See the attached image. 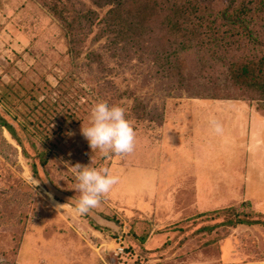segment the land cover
Here are the masks:
<instances>
[{
  "label": "rangeland",
  "instance_id": "obj_1",
  "mask_svg": "<svg viewBox=\"0 0 264 264\" xmlns=\"http://www.w3.org/2000/svg\"><path fill=\"white\" fill-rule=\"evenodd\" d=\"M101 1L0 0V118L16 139L0 125V264H264V124L249 117L264 103L191 96L263 56L264 14L231 27L215 0L197 28L163 0L114 16ZM101 101L125 109L133 152L89 147ZM177 117L191 126L160 127ZM77 163L119 177L85 215Z\"/></svg>",
  "mask_w": 264,
  "mask_h": 264
},
{
  "label": "trees",
  "instance_id": "obj_2",
  "mask_svg": "<svg viewBox=\"0 0 264 264\" xmlns=\"http://www.w3.org/2000/svg\"><path fill=\"white\" fill-rule=\"evenodd\" d=\"M127 1L128 0H102L101 2L104 4L100 7H109V12L114 16L119 13L118 10ZM214 2L215 0H163V3H172L168 7L169 14L177 20H192V23H195L194 25H196L197 28L201 27L200 21L203 19V16L212 12V3ZM225 2V8L220 9L217 12V17L221 18L225 25L227 24L231 27L244 26L245 30H248V17H252L253 14H264V0H226ZM53 11L54 14H58L55 9H53ZM182 23L183 22H175L174 25L170 27V30L185 32L187 29L180 28ZM132 26L134 27L135 25ZM197 28L195 29L197 30ZM247 33L250 34L249 31H247ZM191 96L193 98L206 99L215 102H240V98L245 96L249 101L264 103V54L256 61L232 63L228 71V79L225 83H214L209 87L208 93L201 94L196 92ZM0 125L6 127L8 132L14 138V133L12 132L11 127L6 125L1 118ZM233 224L256 225L259 224V222L238 221Z\"/></svg>",
  "mask_w": 264,
  "mask_h": 264
},
{
  "label": "clouds",
  "instance_id": "obj_3",
  "mask_svg": "<svg viewBox=\"0 0 264 264\" xmlns=\"http://www.w3.org/2000/svg\"><path fill=\"white\" fill-rule=\"evenodd\" d=\"M209 124L214 133L223 132L222 124L215 118H211ZM81 134L92 150H99L104 156L110 153L129 154L135 148L136 133L125 118V109L109 105L106 101L94 105L90 113V124L81 127ZM71 169L77 181L75 190L80 193L74 208L79 215H85L90 209L96 208L101 198L119 182L118 176L110 174L104 168L95 169L77 163Z\"/></svg>",
  "mask_w": 264,
  "mask_h": 264
},
{
  "label": "crops",
  "instance_id": "obj_4",
  "mask_svg": "<svg viewBox=\"0 0 264 264\" xmlns=\"http://www.w3.org/2000/svg\"><path fill=\"white\" fill-rule=\"evenodd\" d=\"M249 113V112H248ZM189 113H186V115H188ZM249 117H251L250 119L252 120V121H257V122H259L258 120L260 119L261 120V122L260 123H263L264 124V118H262V117H260V116H258V114L256 115H254V113H249ZM182 119H184V118H182ZM179 121H180V118L179 117H177L176 118V121H175V124H173V122H167V119H166V121H164L163 123H162V125L160 126L161 128L163 127L164 128V130H166V129H170V130H176V128H178L179 126L181 127H186V126H191V124L189 125V124H185V125H183V124H179L178 126L176 125L177 123H179ZM258 125V124H257ZM260 146V145H259ZM179 164V163H178ZM177 164V165H178ZM176 176H179V177H181L182 175L180 174V175H176ZM187 178V177H186ZM196 178V177H195ZM188 180V179H187ZM182 183V182H181ZM192 183H195V182H192ZM182 189H179V188H176V191H181ZM183 192V191H182ZM181 192V193H182Z\"/></svg>",
  "mask_w": 264,
  "mask_h": 264
},
{
  "label": "built area",
  "instance_id": "obj_5",
  "mask_svg": "<svg viewBox=\"0 0 264 264\" xmlns=\"http://www.w3.org/2000/svg\"><path fill=\"white\" fill-rule=\"evenodd\" d=\"M120 252H122V250Z\"/></svg>",
  "mask_w": 264,
  "mask_h": 264
}]
</instances>
